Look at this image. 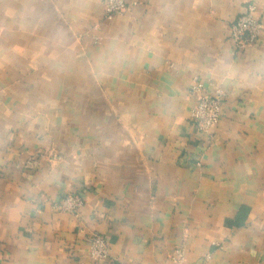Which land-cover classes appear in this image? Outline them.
I'll return each mask as SVG.
<instances>
[{"label": "crops", "instance_id": "1", "mask_svg": "<svg viewBox=\"0 0 264 264\" xmlns=\"http://www.w3.org/2000/svg\"><path fill=\"white\" fill-rule=\"evenodd\" d=\"M136 1L0 0V264H93L94 234L96 264H264V31L238 52L247 0ZM196 78L228 94L211 136Z\"/></svg>", "mask_w": 264, "mask_h": 264}, {"label": "built area", "instance_id": "2", "mask_svg": "<svg viewBox=\"0 0 264 264\" xmlns=\"http://www.w3.org/2000/svg\"><path fill=\"white\" fill-rule=\"evenodd\" d=\"M136 0H105V17L111 19L122 15L129 7L137 6ZM264 31V22L258 15L256 0H247L238 19L230 26V37L238 52L257 44ZM211 85V84H210ZM190 94L196 96V102L191 109L190 121L197 131L207 136L220 123L223 116V105L227 92L222 88L208 90L201 79L196 78L190 89ZM84 200L79 195H67L53 205L54 210L78 214ZM89 259L91 263H101L111 258V248L107 239L94 234L89 240ZM186 250L179 247L171 256V264H185Z\"/></svg>", "mask_w": 264, "mask_h": 264}]
</instances>
